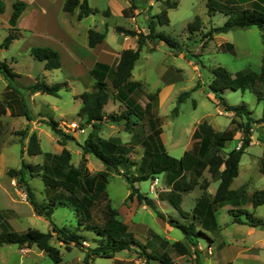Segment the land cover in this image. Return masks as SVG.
<instances>
[{
  "label": "rangeland",
  "instance_id": "374dc122",
  "mask_svg": "<svg viewBox=\"0 0 264 264\" xmlns=\"http://www.w3.org/2000/svg\"><path fill=\"white\" fill-rule=\"evenodd\" d=\"M141 12L137 18L129 20L121 15H114L109 18L107 25L96 17L95 23L101 31L106 29V36L112 46L120 49L122 34L111 29L112 25L118 24L127 28H133L137 31L147 32V23L151 14L158 13L163 4L160 0H135ZM174 1V0H171ZM177 6L168 9V23L157 26V30L167 34L176 43V47H171L162 40H146L142 46L139 58L135 62L132 69L131 79L139 81L141 88L146 93H154L158 91L156 100L153 101L152 108L155 116L159 118V125L162 132L160 138L165 151L179 158L183 151L191 146V135L197 123L206 120L214 129L225 134V146L220 150L222 156L240 145L241 124L246 121V116H238L231 110H225L224 105L215 98L209 90L208 84L212 78V69L217 65L224 66L230 72L251 71L259 75L264 68V27L251 25L244 28H232L223 31H215L211 38L207 37V32L213 27L224 24L229 14L228 6L224 5L219 8L217 3H225V5L244 6L250 0H212L213 6L216 8L208 13L206 5L207 0H176ZM229 13V12H228ZM95 16H98L95 13ZM195 16L201 18V26L199 30L189 31L187 24L191 22ZM71 18V16H69ZM3 23V15L0 17ZM72 31L75 33L78 41H84L85 25L91 23L90 20L82 21L71 18ZM136 25H135V23ZM109 29V30H108ZM108 31V32H107ZM3 28L0 26V42L2 41ZM134 37V38H133ZM136 40V36L130 37V45ZM226 43H231L233 50L223 48ZM25 46V45H24ZM22 47H11L8 51L0 52V61L6 62L9 66L12 60L13 70L21 74L20 79L15 81V85L21 91L23 98L29 107L30 115L33 119H54L59 122L62 130L73 136L74 139H68L65 143L72 154L71 161L74 165H78L82 157L85 158V165L89 171L88 186L92 188L97 172L104 168L102 162L90 153L83 154L79 143L89 133L91 127L85 123H80L79 118L75 115L77 109L81 105V101L75 96L82 91L90 88L93 79L88 74H72L75 77L72 85H65L59 89L58 95L47 93H37L31 97V93L25 87L34 83L36 77L42 81V62L34 59L28 51ZM134 48V47H133ZM64 66L56 73H51L44 81L48 84L62 80V77L75 73L68 66L69 56L63 52ZM6 59V60H4ZM9 61V62H7ZM54 81V83H55ZM255 84L246 86V88H227L223 91L224 101L229 105L245 106L250 111V117L258 120L251 122V141L250 145L244 150L239 161V175L235 179L232 187L235 188L240 182L246 181V191H253L264 188V175L259 172V163L264 162V77L262 80L255 79ZM2 78H0V89ZM184 91H190V95L182 101L177 102V96ZM78 93L74 95L75 93ZM140 96V95H139ZM141 105L144 104L145 98H135ZM125 109V104L120 100L112 97L104 106V113L107 118L99 124L97 135L100 137H118L122 142H131V151L129 158L135 162H139L142 154V146L139 138L149 133L146 122L141 124L137 115L129 116V126H125L124 121L112 122L108 118L109 114L121 113ZM39 112V116L36 114ZM64 115V116H62ZM25 122V117H20ZM19 119V118H16ZM35 132L40 138V147L42 153L36 155L24 154L20 156L21 143L15 144V151L7 155V163L15 167L20 165L21 159L31 163H42L44 153H57L56 133L43 122L37 126ZM21 138V137H20ZM133 139V141H132ZM23 140V138L21 139ZM17 146V148H16ZM132 172H136L133 167ZM204 180L209 181L206 191H214L218 185V180L213 179L211 174L205 169L198 178V184L190 191L183 193L182 208L188 210L193 201L205 189L201 188ZM20 192L19 194L11 189L12 200L5 198L0 199V214L4 219H12L14 228L25 230L27 227H35L41 231L51 229L50 221L42 215L37 217L32 212V207L28 203L27 194L22 184L15 181ZM28 183L32 188L35 198L39 202H48V196L54 191L45 186L42 176L36 174L28 179ZM140 191L148 197L153 198L160 190H167L168 184L165 181V173H157L154 178L149 177L135 183ZM209 189V190H208ZM106 191L110 198L112 207L119 211V217L127 224L128 230L141 243V247L133 246L130 250H122L114 253L112 257L96 256L89 259L88 264H159L156 259L145 260L143 249L156 255H160L161 251L166 252L175 264H215V250L207 246L206 234L216 235L201 226L198 218H185L176 209L169 207H161L164 212V220L172 218L180 223L188 224L193 221L195 231L202 228L204 234H197L193 237V242L184 239L183 231L174 226L171 231L165 229V222L150 207H137L130 214L126 207L129 206L132 199H127L130 192V186L127 181L119 174L111 173L106 183ZM62 194L63 190L58 188L56 191ZM59 197V196H58ZM57 197V198H58ZM25 199V200H24ZM59 199V198H58ZM65 200V198H61ZM134 199V198H133ZM27 200V202H26ZM57 201V200H56ZM12 207L17 211L15 215L12 210H5L4 207ZM230 210V209H229ZM221 206L214 214L219 226L222 227L225 237L231 239L233 237L232 226L225 222H229L232 212ZM238 213L237 208H234ZM258 213L264 215V203L258 208ZM37 214V213H36ZM38 215V214H37ZM257 217V214H254ZM2 220V219H1ZM50 220L59 227H65L70 231H74L83 236L84 244L88 248L94 247L99 237L95 232L78 226L74 208L71 203L56 205ZM173 226V225H172ZM3 226L0 225V231ZM152 231L168 243L175 240H181L188 252L186 254H178L170 244L162 246L156 237L150 234ZM261 234V233H260ZM260 234H252L251 238H256ZM250 239V238H247ZM215 242L216 239L214 238ZM50 242L58 247L61 254V261L54 262L46 253L35 245L31 247H19L14 243H2L0 245V264H83L86 250L72 246L70 249L65 248L64 244L56 239L55 233ZM214 242V243H215ZM214 250V251H213ZM261 260L264 261V248L258 250ZM264 264V263H263Z\"/></svg>",
  "mask_w": 264,
  "mask_h": 264
},
{
  "label": "trees",
  "instance_id": "16d2710c",
  "mask_svg": "<svg viewBox=\"0 0 264 264\" xmlns=\"http://www.w3.org/2000/svg\"><path fill=\"white\" fill-rule=\"evenodd\" d=\"M163 8L156 14H151L148 18L147 32L137 31L133 28H127L121 25H115L114 29L118 33L136 36L137 46L135 48H124L119 52L117 62L113 66L97 62L90 70V74L94 81L92 86L82 91L75 97H79L81 105L77 111L80 123H85L91 127L89 133L79 146L83 154L90 153L98 158L104 168L97 172L92 188L88 186L89 171L85 165V158L82 157L78 165H74L71 161V151L63 147L57 153H44L42 163H31L21 159L20 166L11 167L7 170V175L17 180L18 184H22L25 188L27 199L35 213L47 218L51 223V229L41 231L35 227H27L25 230H15L12 228H3L0 231V245L2 243H14L19 247H31L35 245L54 262L61 261V254L50 240L55 233L56 239L61 241L65 248L70 249L76 246L79 249L86 250L83 264H88L89 259L96 256L112 257L114 253L122 250H130L133 246L143 248L142 244L134 237L133 233L128 230L119 217V211L112 207L110 198L106 191V183L111 173L121 175L129 184L130 192L127 199H135L138 203H144L153 209L156 214L164 219V214L159 211L152 198L140 191L135 185L136 182L146 180L149 177L154 178L157 173H165V181L169 186L167 190H160L158 196L160 199L167 200L177 211L185 218H198L201 226L206 229H215L216 221L214 213L217 204L224 200L232 198L233 191L229 188L232 180L238 174L239 161L244 150L249 146L251 141V122H256L251 118L250 111L245 106L229 105L224 101L222 93L225 89L246 88L253 86L255 79L262 80L264 77V68L259 75L251 71L236 72L233 74L227 68L217 65L212 69V78L208 84L209 90L215 98L219 99L224 105L225 110H231L238 116H246V121L241 124V141L237 148L229 150L226 155L222 156L219 152L225 146V134L214 129L206 120L197 123L191 135V146L183 151L179 158L169 155L160 138L162 132L159 125V118L155 116L152 108L153 101L156 100L158 91L154 93H146L140 87L139 81L131 79L132 69L135 62L139 58V53L146 40L156 41L162 40L171 47H176V43L167 34L157 30V26L167 24L168 9L177 6V1L160 0ZM247 1V0H246ZM208 13L216 8L213 6L212 0H207ZM221 6H228V18L221 26L213 27L207 32V37L211 38L215 31H223L232 28H244L251 25L264 27V0H250L247 5L238 6L225 5V3H217ZM26 2L23 0H14L12 3V12L8 19V32L0 42V48H6L14 39L19 37V31L16 27V21ZM79 7L77 18L81 19L98 10L91 7L87 0H65L63 10L73 12L75 7ZM135 4L123 9L125 16L135 8ZM4 9V3L0 0V12ZM106 15L109 11H104ZM201 26V18H195L187 24L189 31L199 30ZM104 38V32L88 29V45L95 46ZM223 48L233 50L231 43H226ZM32 57L38 61H43L44 68L51 70L61 66L60 53L50 46H33L30 49ZM0 73L7 80L3 90V95L8 99L14 108L16 115H23L27 119H31V115L23 95L19 88L15 85V78L18 77L11 66L6 62L0 61ZM64 82H55L48 84L45 81L36 80L34 83L27 85L25 88L30 92L40 91L43 93L58 95L59 89ZM140 95V96H139ZM190 95V91L181 92L177 96V102L182 101ZM112 97L120 100L125 104V109L121 113L109 114L108 118L112 122L124 121L125 126L131 124L129 116L137 115L141 124L147 123L149 133L146 135L135 136L142 146V154L139 162H135L129 158L131 151V142H122L118 137H100L97 135L99 124L107 118L104 113V106ZM135 98H145L143 105ZM58 136L57 142L64 145L68 139H74L73 136L65 133L59 126V122L54 119L43 120ZM27 129L16 130L15 133L21 137L27 136ZM133 141V139H132ZM264 141V139H263ZM26 152L29 155L42 153L39 140L35 132L28 135V143ZM136 172H132V168ZM211 174L213 179L218 180V185L211 200L205 196H200L193 207L188 212L182 209V195L190 191L198 184V178L201 177L203 171ZM259 170L264 174V162L259 163ZM36 174L42 176L43 182L48 189L54 192L50 193L48 202H39L28 183V179ZM208 180H204L201 188L205 189ZM58 188L63 190L62 194L56 192ZM51 190V191H52ZM59 196V197H58ZM59 199H58V198ZM61 198H65L62 200ZM57 200V201H56ZM71 203L77 218L78 226H83L92 230L99 237L98 243L88 248L84 244L83 236L59 227L50 220L56 205ZM253 206L260 205L264 202V188L254 191L251 195ZM233 211V221L247 223L252 226L264 225V219L253 216L245 210L239 209ZM232 212V211H231ZM168 223L180 228L187 240L191 243L193 237L197 234H204L202 228L195 231L193 221L188 224L180 223L174 219H168ZM153 232L150 231V234ZM153 235L157 238L158 235ZM206 236L210 238L207 234ZM167 244V241H164ZM178 254H186L187 248L181 241H174L170 244ZM147 259H157L161 264H174L168 254L163 252L156 255L142 250Z\"/></svg>",
  "mask_w": 264,
  "mask_h": 264
},
{
  "label": "crops",
  "instance_id": "0c3cea01",
  "mask_svg": "<svg viewBox=\"0 0 264 264\" xmlns=\"http://www.w3.org/2000/svg\"><path fill=\"white\" fill-rule=\"evenodd\" d=\"M2 1L4 3V9L2 12H0V17L1 15H3V23H1V20H0V26L2 25V28H3L2 37L3 36L5 37V35L8 32V28H9L8 19L12 12V3L14 0H2ZM23 1L26 2V6L16 21V27L18 28V31H19V37L14 39L6 48H0V52L8 51L12 46L19 48L24 45H25L24 46L25 51H28L29 54H30L31 47L33 46H50L58 50V52L60 53V58H61V66L59 68L51 69V70L45 69L44 63L43 61H41L42 67L44 69L42 71L43 81L51 73L52 74L56 73L54 71H58L63 68L64 66V61H63L64 53L63 52H66V54L69 56L68 66L71 68V70H75L73 71L75 73L71 72L70 73L71 75L62 77L63 79L62 80L60 79V81L59 79L58 81H55L53 79L52 83H54V81L64 82L63 86L65 85L70 86L72 85V82L74 81L75 77H78V75L75 76L72 74H80V72H82V74H88L91 76L90 70L94 67V65L97 62H101L103 64L113 66L117 62L119 52L122 49L128 48V47L135 48L137 46L136 40L133 41L130 45V37H131L130 35L119 33V34H122V37H121L122 43L120 45L121 46L120 49H117L115 45L112 46V44L109 42L106 36L107 33H105L106 29H104V31H101V29L98 30L99 27L95 23H93L96 17H99V20L105 25H107V21L109 20V18L114 15H121L124 18H127L129 20H133L132 18H137V16L142 12H141V9L139 8L138 3L135 0H87L88 4L91 7L96 8L98 10L96 12L98 16H95V13H91L87 16L82 17L81 19L77 18V13L79 11L78 6L75 7L73 12L71 13L63 10V4L65 0H23ZM131 4H135L136 7L130 12V15L125 16L123 14V9L129 7ZM104 11H109V14L106 15L105 13H103ZM69 16H71V18H74V19L76 18V20H79V21L80 20L82 21L90 20L91 21L90 24L85 25L84 33H83L84 34L83 42L78 41L77 37L75 36V33H73L72 20L71 18H69ZM115 25H118V24H114L111 27V29L114 31H115L114 29ZM90 28L104 32L103 40L93 47H90L88 45V29ZM10 62L11 63L9 64L13 69L12 60ZM18 75L19 76L16 77L17 80L20 79L21 77L20 73H18ZM0 78H2V85L0 89V199L5 198L8 200H12L11 189L16 191L18 194L22 191L17 188L16 183H15L16 179L13 177H9L7 175V170L13 167L7 163V155L16 150L14 146L15 144L17 145L19 142L22 145L21 150H20V156L22 157L24 156V154H27L26 147L28 143V135L31 134L32 132H35L37 126L42 124L44 121L42 119H39L40 117L37 119H33L32 117L31 119H27L23 115H16L14 112L13 106L8 101V99L4 97L3 95V90L7 83V80L3 77L1 73H0ZM91 78L93 79L92 76ZM17 80L15 81L17 82ZM36 80H38L37 77L33 81H36ZM92 84L90 85V87L92 86ZM30 93H31V97H33L37 93H43V92L34 91ZM76 94L78 93L76 92L74 95ZM77 100H80V98H78ZM27 108L29 109L28 106ZM77 111L75 115L77 114ZM36 114L39 116V112ZM20 117H25L26 118L25 122L21 120ZM16 118H19V119H16ZM44 120H47V119L45 118ZM22 129L28 130L26 137H21L19 134L15 133L16 130H22ZM36 135L38 137L39 145H40L41 144L40 138L37 133ZM22 138L23 140H21ZM57 138L58 136L55 138L56 142H57ZM56 145H57L56 147L58 150L57 152H59L63 147H65V144L61 145L58 142ZM46 153H51V152H46ZM19 166L16 165L15 168ZM259 172L262 173L260 170ZM238 175H239V167H238V174L236 177H234L229 187L233 191L232 198L229 200H224V201L219 202L217 204L216 210L220 208L221 206H225L226 210L230 209L228 211L230 213L231 211H235L234 208H237V210L242 209L249 213H252L253 216L254 214H257V217L264 219V215H261L258 213V208L264 202L257 206H253L251 202V195L256 190L246 191L245 190V186L247 184L246 181L240 182L239 185H237L235 188L232 187ZM209 184L210 183L208 181L207 187L209 186ZM206 188H205V191H202L201 194L197 196V198L193 201L192 206L188 210H185L184 208L182 209L190 212L195 206L200 196H205L206 199L211 200L216 189L214 191L208 192L206 191ZM152 200L154 201L155 206L159 211H161L160 210L161 207H169L170 209L174 208L167 200L160 199L158 196V192L155 194V196H153ZM183 200L184 199L182 195L181 207H182ZM130 203L131 204L126 207L127 212H130V214H132L135 208L139 206L142 208L143 206H147L144 203H138L135 197L134 199H132V201H130ZM4 208H6L5 210L14 211L12 207L7 206ZM32 211L34 215L39 217V215L35 213L33 208H32ZM161 212L164 214L163 211ZM14 213L16 215L17 211L15 210ZM1 216L2 215L0 214V225L3 226V228L15 229L12 223V219H9V218L4 219L3 217L1 218ZM161 219L165 222V229L167 231H171L172 227L174 226L169 224L163 218ZM227 224H230L232 226V230H231L232 232L230 234L233 237H231V239L225 237V233L222 227L218 225L217 221H216L215 229L213 230L207 229V230H210L211 232L216 231L214 233L216 234L215 236L214 235L210 236L207 234L210 238L207 237L206 239L207 246H209V248L211 249L210 253H212V247H214L215 264H263L264 261L261 260V256L258 250L264 248V225L252 226L247 223L235 222L233 221L232 217L229 220V222H225V226ZM17 230L21 231V229H17ZM255 233L257 234L261 233V234L254 239L251 238L250 236ZM214 238L216 239V242ZM247 238H250V239H247ZM184 239H186L185 236H184ZM156 240H158L160 244L164 247L170 244L168 242L166 244L164 242L166 240L160 237L159 239L156 238ZM175 241H181V240H175ZM163 252L164 251H161L159 254H162ZM170 259L172 260L171 257ZM158 262L159 264H161L159 260Z\"/></svg>",
  "mask_w": 264,
  "mask_h": 264
}]
</instances>
